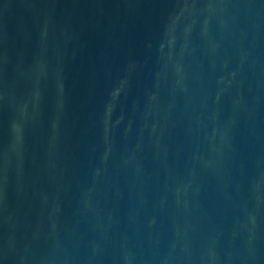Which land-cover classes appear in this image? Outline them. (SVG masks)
Segmentation results:
<instances>
[{"label":"water","instance_id":"obj_1","mask_svg":"<svg viewBox=\"0 0 264 264\" xmlns=\"http://www.w3.org/2000/svg\"><path fill=\"white\" fill-rule=\"evenodd\" d=\"M0 264H264V0H0Z\"/></svg>","mask_w":264,"mask_h":264}]
</instances>
